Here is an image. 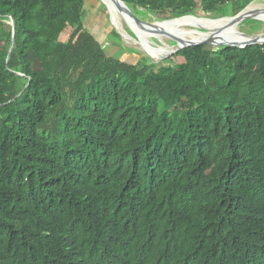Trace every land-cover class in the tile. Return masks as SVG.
Returning a JSON list of instances; mask_svg holds the SVG:
<instances>
[{"label":"trees","instance_id":"trees-1","mask_svg":"<svg viewBox=\"0 0 264 264\" xmlns=\"http://www.w3.org/2000/svg\"><path fill=\"white\" fill-rule=\"evenodd\" d=\"M121 1L168 21L255 0ZM84 2L0 0V264H264V45L132 63Z\"/></svg>","mask_w":264,"mask_h":264},{"label":"rangeland","instance_id":"rangeland-1","mask_svg":"<svg viewBox=\"0 0 264 264\" xmlns=\"http://www.w3.org/2000/svg\"><path fill=\"white\" fill-rule=\"evenodd\" d=\"M84 1L85 2H84L83 10L85 13V18H84L85 26L90 32H92L95 38H97V40L105 47L106 52L110 56L116 58L121 57L122 60L135 63L136 59L134 58L135 57L134 55H133L134 57L133 56L127 57V55L122 54V51L125 52V50H134L137 53L138 57L147 56L149 58L150 56L152 58L151 59L152 61L160 62L161 60L169 58V56L172 55V54L169 55L168 52L169 53L173 52L176 49L175 43L170 41L169 39L159 40L155 38H148L144 40L146 45L148 47L160 51L158 55H154V56L150 55L147 49L146 50L143 49L141 43L136 42L132 39L134 38L133 34L129 29V26L127 25L125 20L122 19L120 16L114 18L109 8L105 6L101 0H84ZM250 6H255L258 9L262 10L264 8V0H255L248 7ZM109 16H111L110 21L108 19ZM198 17L206 18L203 17L201 13L198 14ZM138 18L148 23L160 22L159 20L154 19L153 17L150 16H148L147 19H144L143 16L140 15L138 16ZM201 22H205V21H201ZM236 30L248 36L264 35V23L245 21L240 23L236 27ZM112 31H115L121 38L122 46L120 49H115L112 44V42L114 41L111 42L110 40H108V36L112 33ZM201 32H205V31H201ZM116 44H118V42H116Z\"/></svg>","mask_w":264,"mask_h":264},{"label":"bare ground","instance_id":"bare-ground-1","mask_svg":"<svg viewBox=\"0 0 264 264\" xmlns=\"http://www.w3.org/2000/svg\"><path fill=\"white\" fill-rule=\"evenodd\" d=\"M102 2L106 4L114 18L120 16L124 19L121 16L120 11L113 4L112 0H102ZM244 14L254 16L264 23V8L261 10L255 6H250L245 10ZM125 22L136 32L140 38L139 43L142 44L143 49H147L152 56L158 55L160 51L146 45L144 40L148 38H156L159 40L169 39V37L175 38L179 45L196 43L208 39H211L213 43H243L250 40L239 35L236 28L228 26L230 24L229 20L211 21L207 18L197 17L195 19L185 21H160L153 27L146 28L139 27L129 18H125ZM200 29H203L205 32H201Z\"/></svg>","mask_w":264,"mask_h":264},{"label":"water","instance_id":"water-1","mask_svg":"<svg viewBox=\"0 0 264 264\" xmlns=\"http://www.w3.org/2000/svg\"><path fill=\"white\" fill-rule=\"evenodd\" d=\"M102 1V0H101ZM113 4L115 5V7L120 11L121 16L124 18H129L131 19L135 24H137L139 27L142 28H146V27H153L157 22L155 23H148V22H144L142 20H140L138 17H136L131 10L126 6L125 3H123L121 0H112ZM105 6L106 4L104 2H102ZM248 7V6H247ZM247 7L241 11L239 14L232 16V17H223V18H219V19H209L211 21H222V20H229L230 24L228 26L230 27H234L236 28L240 23L246 21V20H254V21H258V22H262L261 20H259L258 18L251 16V15H245L244 12L247 9ZM187 17H191V18H196L195 16H185V17H181L178 19H182V18H187ZM109 21L111 20V16H109ZM178 19H173V20H168V21H161V22H171V21H175ZM12 29V40H11V44H10V49H9V53H8V57H7V62L9 60L12 48H13V43H14V30H15V26H14V22L12 19H10V22L8 23ZM128 25V24H127ZM129 26V25H128ZM129 29L131 30L133 37L132 38L134 41L136 42H140V38L138 37V35L136 34V32L129 26ZM201 31H204L203 29H200ZM221 32V31H220ZM237 33L243 37H246L248 39H250L247 42H237V43H213L211 41V39L208 40H204V41H200V42H196V43H189V44H182L179 45L178 41L175 38H170L169 40L175 43L176 49L173 52H170V54H174L176 52H179L185 48H190V47H198V46H213V47H233V48H239V49H244L248 46H253V45H264V35H255V36H248L245 35L239 31H237ZM156 39V38H155ZM149 56V55H148ZM150 59H152L149 56ZM19 96V95H18ZM17 96V97H18Z\"/></svg>","mask_w":264,"mask_h":264}]
</instances>
